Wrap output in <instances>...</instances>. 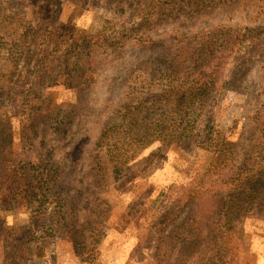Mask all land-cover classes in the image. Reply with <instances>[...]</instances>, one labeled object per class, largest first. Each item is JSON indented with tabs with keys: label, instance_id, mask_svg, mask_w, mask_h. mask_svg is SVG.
<instances>
[{
	"label": "trees",
	"instance_id": "trees-1",
	"mask_svg": "<svg viewBox=\"0 0 264 264\" xmlns=\"http://www.w3.org/2000/svg\"><path fill=\"white\" fill-rule=\"evenodd\" d=\"M59 2L47 0L29 21L30 0H0V45L12 69L0 73V202L30 212L15 235L26 228L25 238H45L67 223L79 264H109L128 220L137 241L126 264H243L232 215L264 216V23L227 18L264 0H128L134 24L125 21L112 40L61 19ZM251 80L261 105L244 117L238 140L221 139L215 104ZM197 126L210 158L190 186L146 209L133 200L113 209L107 146L124 178L155 147H176L187 159ZM31 246L22 239L16 247L19 263Z\"/></svg>",
	"mask_w": 264,
	"mask_h": 264
},
{
	"label": "rangeland",
	"instance_id": "rangeland-1",
	"mask_svg": "<svg viewBox=\"0 0 264 264\" xmlns=\"http://www.w3.org/2000/svg\"><path fill=\"white\" fill-rule=\"evenodd\" d=\"M46 1L30 0L27 20L40 18ZM59 3L54 7L57 8V15L61 19L84 27L90 32L101 33L111 40L125 21L134 24L128 0H60ZM230 14L227 19L231 24L254 26L264 23V5L253 9L248 7L235 9ZM208 20L212 24L216 23L213 17ZM171 26L167 27L168 30L162 29V32L165 30L172 32V29L177 27ZM14 52L12 59L16 53H19ZM8 57L11 58V52L0 45V73L12 70L11 65L7 63L11 61V59L8 61ZM262 63L264 65V56ZM17 80L20 81L21 78ZM99 85L100 83L91 87L94 102L100 101L98 92H103V83L98 88ZM259 92L260 87L256 80L239 81L234 89L229 90L217 101L214 108V123L221 139L238 140L243 133L244 117L257 110L262 103L263 96L261 97ZM83 97H86V94H83ZM194 133L199 140L196 139L190 154L186 156L187 159L181 156L176 147L163 152H159L160 147H155L148 154L146 153L145 160L135 163L124 178L115 170L114 161L111 163L113 152L107 146L101 155L113 187V194L110 195L113 209L124 212L132 200L142 204L146 209L156 197H160V202H167L178 195L177 188L182 185L190 186L197 171H203L210 158V154L205 150L206 139L203 128L195 127ZM116 213L113 214L107 232L104 233L105 237L110 239L114 238L113 226L116 221L119 222ZM29 219L30 212L16 200L0 202V264H79L71 249L67 223L54 226L46 232L45 238L37 237L36 234L25 238L26 228L21 230L23 233H19L20 236L15 235L16 230ZM232 220L236 230L233 244L241 253L242 263L264 264V216L256 221L252 217L243 215L242 212H237L232 215ZM118 227L124 234L119 239H115L116 242L107 256L109 264H126L129 253L137 241V236L132 233L133 227L128 220ZM6 237H11L13 243L7 242ZM22 239L32 244L30 252L28 249V258L29 256L31 258L19 263L16 260V247L21 246ZM45 257L47 260L44 259Z\"/></svg>",
	"mask_w": 264,
	"mask_h": 264
}]
</instances>
